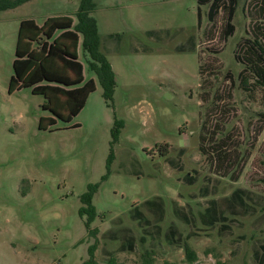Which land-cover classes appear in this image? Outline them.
<instances>
[{
  "label": "rangeland",
  "instance_id": "obj_1",
  "mask_svg": "<svg viewBox=\"0 0 264 264\" xmlns=\"http://www.w3.org/2000/svg\"><path fill=\"white\" fill-rule=\"evenodd\" d=\"M80 1L29 0L0 11V264H80L93 242L96 264H107L110 252L125 264H256V239L264 236V88L236 55L264 31L257 1L237 0L225 36L226 13L209 21L208 4H200L198 22L197 0H94L100 48L116 76L112 101L79 47L84 79L96 88L70 122L40 129V118L52 116L44 96L28 87L8 92L19 22L40 25L56 14L76 22ZM165 29L172 36L161 33L164 41L146 35ZM190 40L194 50L176 49ZM116 118L124 124L102 178ZM92 182L99 185L87 227L80 195ZM237 186L255 192L257 211L227 213V230L204 224L198 211L207 200ZM155 195L164 199L163 217L141 207L153 219L144 227L130 208ZM175 205L190 212L187 221ZM171 222L182 235L177 244L169 241ZM185 245L196 253L191 263Z\"/></svg>",
  "mask_w": 264,
  "mask_h": 264
},
{
  "label": "trees",
  "instance_id": "obj_2",
  "mask_svg": "<svg viewBox=\"0 0 264 264\" xmlns=\"http://www.w3.org/2000/svg\"><path fill=\"white\" fill-rule=\"evenodd\" d=\"M29 0H0V11L14 8ZM258 8L264 14V0H256ZM197 20H200V4H208L207 17L209 21H214L218 13L223 10L226 13V34L233 31L230 23L236 10L237 0H197ZM95 9L94 0H81L76 10V22L73 17L67 14H56L48 16L42 24H37L33 18H24L19 22L17 38L15 43V58L12 63L13 74L9 79L8 92L28 87L33 94L44 96L42 108L51 113L52 116L41 117L39 120L40 129H48L56 123V119L62 122H70L74 116L85 105L88 96L96 88L93 78L84 79V66L80 61L79 47L82 49L83 56L86 58L88 68L93 71L103 90V97L107 101H112L116 76L105 53L100 48V38L98 24L95 17L91 14ZM258 27V24L256 25ZM255 26V27H256ZM161 33L170 38V31L147 30L146 35L163 40ZM164 41V40H163ZM246 45L242 55H236L240 61L246 62L250 71L255 76L257 86L264 88V31L254 37V40H245ZM179 50H194L192 41L189 45H178ZM250 91V89H247ZM122 119H115L111 130L112 140L110 141V152L106 160L107 177L110 165L114 159L113 145L118 141L120 129L123 127ZM78 123L72 124L73 127ZM50 130H52L50 128ZM201 137V135H200ZM164 144L160 148L165 149ZM204 144L199 143V148L203 154L209 155L203 148ZM166 150V149H165ZM165 154V152L163 153ZM220 153H216V158ZM185 179L191 182L194 176ZM99 183H89L87 189L81 193L80 199L83 205L79 208V213H86V226L89 227L90 221L95 215V208L92 203L93 194L97 190ZM261 200L255 198V192L237 186L230 193L209 198L207 205L198 211L199 219L206 225H214L219 222V228L227 230L231 226L233 218H228L227 213L251 214L257 211V205ZM264 202V201H263ZM143 204V205H142ZM152 212L153 219L158 220L163 217L165 211L164 199L161 195L147 198L139 204H133L130 208V215L137 219L142 226L153 225L152 218H149L144 210ZM264 207V204L261 206ZM175 214L183 220H188L190 212L185 211L181 206H174ZM230 221H227V220ZM156 226H159L156 222ZM128 231V228H125ZM169 241L177 244L182 239L181 232L176 228V224H169ZM95 233L96 229H89ZM132 234L125 240L130 241ZM237 243V240H235ZM128 245V242H123ZM260 251V258L256 264L264 263V236L256 239ZM95 243L88 246V258L80 264H96L94 259ZM186 256L191 263L196 258V253L189 246L185 245ZM107 264H125L118 261L110 252ZM176 264V263H169Z\"/></svg>",
  "mask_w": 264,
  "mask_h": 264
}]
</instances>
